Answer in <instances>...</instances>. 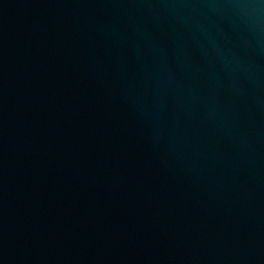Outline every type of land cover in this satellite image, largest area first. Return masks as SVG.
I'll return each instance as SVG.
<instances>
[{"label": "water", "instance_id": "water-1", "mask_svg": "<svg viewBox=\"0 0 264 264\" xmlns=\"http://www.w3.org/2000/svg\"><path fill=\"white\" fill-rule=\"evenodd\" d=\"M0 264H264V0H0Z\"/></svg>", "mask_w": 264, "mask_h": 264}]
</instances>
